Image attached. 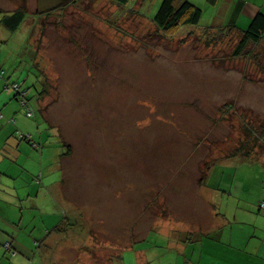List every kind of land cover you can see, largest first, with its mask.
<instances>
[{
  "label": "rangeland",
  "instance_id": "1",
  "mask_svg": "<svg viewBox=\"0 0 264 264\" xmlns=\"http://www.w3.org/2000/svg\"><path fill=\"white\" fill-rule=\"evenodd\" d=\"M60 1L0 0L29 18L0 22V264H131L133 242L165 253L160 231L259 200L264 43L235 57L204 0L168 33L162 0Z\"/></svg>",
  "mask_w": 264,
  "mask_h": 264
},
{
  "label": "crops",
  "instance_id": "2",
  "mask_svg": "<svg viewBox=\"0 0 264 264\" xmlns=\"http://www.w3.org/2000/svg\"><path fill=\"white\" fill-rule=\"evenodd\" d=\"M204 1L207 6H213L216 22L221 21V24L209 25L214 29L235 26L236 32L243 31L257 13H264V0H217L214 5ZM192 3L201 6L194 1ZM257 174L255 172L251 177L254 182L256 179L262 181L263 194L255 203L243 200L245 206H205L206 211L199 212L200 220L192 229H183L175 237L160 231V241L166 246L165 253L159 254L151 247L143 246V239L133 242L124 254H131L134 259L131 264H264V208L261 207L264 175L259 178ZM242 186H247L245 181H242ZM11 242L14 248L18 245L16 239Z\"/></svg>",
  "mask_w": 264,
  "mask_h": 264
},
{
  "label": "trees",
  "instance_id": "3",
  "mask_svg": "<svg viewBox=\"0 0 264 264\" xmlns=\"http://www.w3.org/2000/svg\"><path fill=\"white\" fill-rule=\"evenodd\" d=\"M115 1L119 5H128L131 0ZM74 2L75 0H61L58 7L65 8ZM208 2L214 5L216 4L217 0H208ZM42 13L48 15L49 11H43ZM202 17L203 10L189 0H162V3L156 15L152 19L160 31L168 33L178 27L198 26L202 20ZM27 18V10L24 8V10L19 9L17 11H14L13 13L4 14L0 22L8 30L14 32L18 30L19 27L26 22V20L28 21L29 18ZM235 28L236 27L234 26L233 28L229 27L219 30L222 31V34H229L232 32H236ZM213 29V27L207 28L208 31ZM225 31L227 32L225 33ZM237 35L239 40L233 52L235 57L248 56L250 51L249 48L251 45L259 46L264 43V13H257L251 21L249 27L246 30L237 31ZM23 95L25 97V93H23ZM30 112H32L33 114L32 109L29 111V115H32L30 114ZM22 138L28 139V137L25 135H23ZM263 202L261 203L262 208H264L262 206ZM62 229L64 228L59 224L53 230L61 232ZM53 230L48 233L53 234ZM8 243L10 244L9 247L7 246ZM5 247L8 251H11L13 255H16V249L13 247L11 241L6 242Z\"/></svg>",
  "mask_w": 264,
  "mask_h": 264
},
{
  "label": "built area",
  "instance_id": "4",
  "mask_svg": "<svg viewBox=\"0 0 264 264\" xmlns=\"http://www.w3.org/2000/svg\"><path fill=\"white\" fill-rule=\"evenodd\" d=\"M19 88H20V87H19V86H17V89H19ZM30 114H32V112H30ZM262 206L264 207V202H263ZM7 246L9 247V246H10V244L8 243V244H7Z\"/></svg>",
  "mask_w": 264,
  "mask_h": 264
}]
</instances>
